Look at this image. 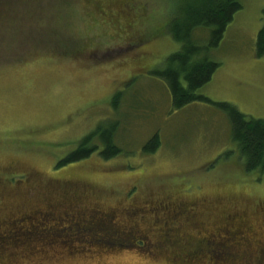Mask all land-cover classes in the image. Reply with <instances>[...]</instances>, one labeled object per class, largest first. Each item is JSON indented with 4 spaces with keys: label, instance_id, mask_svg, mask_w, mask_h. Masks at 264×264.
<instances>
[{
    "label": "rangeland",
    "instance_id": "374dc122",
    "mask_svg": "<svg viewBox=\"0 0 264 264\" xmlns=\"http://www.w3.org/2000/svg\"><path fill=\"white\" fill-rule=\"evenodd\" d=\"M239 2L208 53L219 68L196 93L264 119V58L255 56L264 0ZM108 6L0 0V187H11L0 193V221L39 207L66 219L112 211L117 223L146 233L147 250H163L154 257L133 247L71 254L52 240L18 241L0 248V264H192L170 254L175 247L170 253L159 247L163 239L154 230L166 232L174 220L168 210L184 206L194 218L174 223L207 239L198 238L201 249L212 245L210 235L224 247L236 245L243 229L255 245L264 238V173L244 171L223 110L195 102L172 111L166 84L150 74L180 48L167 33L174 0H110ZM198 33L206 44L208 33ZM113 123L121 154L100 157L104 146L95 140L98 152L55 169L83 137ZM154 135L159 147L150 153L144 147ZM75 188L90 189L64 199L66 192L75 197ZM238 224L243 227L235 233Z\"/></svg>",
    "mask_w": 264,
    "mask_h": 264
},
{
    "label": "trees",
    "instance_id": "16d2710c",
    "mask_svg": "<svg viewBox=\"0 0 264 264\" xmlns=\"http://www.w3.org/2000/svg\"><path fill=\"white\" fill-rule=\"evenodd\" d=\"M109 1L98 0V4L103 5L105 10L109 11L111 9L108 6ZM174 3L175 11L168 23L167 33L175 43L180 45V48L166 58L164 66L160 70L152 71L150 74L166 84L171 98L172 111L180 110L195 102L213 104L223 110L229 118L232 129L231 138L239 158L243 160L244 171L246 173L254 171L264 173V119L247 118L233 106L226 103H213L208 98L196 93L199 88L210 82L219 68V64L208 58V53L218 47L226 28L241 9L239 0H174ZM113 7L117 8L118 5ZM262 14L264 18V9ZM198 32L208 33L206 44L199 41L197 37L202 35H199ZM255 56L256 58H264V21L257 33ZM120 95L117 92L112 97L113 105L118 101ZM102 125L83 137L74 151L56 163L55 169L88 159L91 154L98 152L99 144L104 146V150L98 152L100 157L111 159L121 154V150L113 142V132L117 123H113L110 129ZM95 140L99 144H96ZM158 147L159 139L157 135H154L145 145L144 150L154 153ZM4 188L7 190H3ZM14 188L12 187V189ZM0 189V193L7 192L11 187H0ZM89 189H80V192L83 194ZM80 192L72 193V196L75 194L72 199H68L70 193L66 192L64 199L73 201L81 196ZM170 204L166 205L167 210L171 207ZM186 208V206L182 209L178 207V209L172 210L171 208L168 211L172 214V219L178 221L183 217V219L186 218V222H189L194 216H187ZM237 215L239 214H234V220H236L235 216ZM14 217L1 218L5 221H0V248L13 247V244H18V241L48 243L52 240L54 245L64 248L71 254L82 253L84 250L92 252L90 251L92 249L103 252L133 247L137 249L139 254L147 256L150 254L154 257L163 250H147L150 245L145 242L148 240L146 233L133 229L131 225L117 223L116 213L112 211L103 213L100 210H94L89 217L81 214L66 219L55 216L51 208L45 210L39 207L32 212ZM53 219L55 220L52 221ZM174 220L170 224L166 222L167 228H169L166 232H162L166 227L163 229L154 228V230L158 232L157 237L163 239V241H159L162 242L161 245L158 242V246L162 248L168 246L169 253L172 247H175L170 254L179 261L184 260L192 264L194 261L197 262L195 264H264V242L261 241L264 238H258L255 245L249 243V238L255 237L243 229L244 236L242 235L243 238H240L241 242H235L236 245L231 242L228 247H224L221 243L214 241V249L216 250L200 249L195 247L200 242L198 241L200 238L197 235L182 232L181 226L177 227L178 223H174ZM232 220L230 219V223L233 225ZM171 225H173L174 230L171 229ZM242 227L240 224L235 226V233L240 229L242 230ZM218 229L220 228L218 227ZM230 239L234 241L235 238ZM200 240L204 241V239ZM76 246L79 248L75 249ZM234 248H244L246 251L242 255L238 251H232L231 254L230 251Z\"/></svg>",
    "mask_w": 264,
    "mask_h": 264
},
{
    "label": "flooded vegetation",
    "instance_id": "af4514ba",
    "mask_svg": "<svg viewBox=\"0 0 264 264\" xmlns=\"http://www.w3.org/2000/svg\"><path fill=\"white\" fill-rule=\"evenodd\" d=\"M198 224L200 225L201 223H198ZM199 238L202 239L201 237H199ZM204 240H207V239H204ZM208 241L212 242V245H208L206 248H208L211 251H214V238L211 236ZM195 247L200 248L198 245H196ZM203 249H205V248H203Z\"/></svg>",
    "mask_w": 264,
    "mask_h": 264
}]
</instances>
